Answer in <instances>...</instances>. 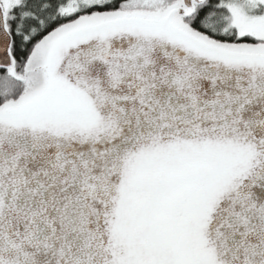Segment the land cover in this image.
Instances as JSON below:
<instances>
[{"label": "snow or ice", "instance_id": "obj_1", "mask_svg": "<svg viewBox=\"0 0 264 264\" xmlns=\"http://www.w3.org/2000/svg\"><path fill=\"white\" fill-rule=\"evenodd\" d=\"M0 264H264V0H0Z\"/></svg>", "mask_w": 264, "mask_h": 264}]
</instances>
